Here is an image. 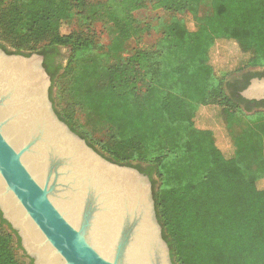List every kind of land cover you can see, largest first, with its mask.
I'll return each instance as SVG.
<instances>
[{
	"label": "trees",
	"instance_id": "16d2710c",
	"mask_svg": "<svg viewBox=\"0 0 264 264\" xmlns=\"http://www.w3.org/2000/svg\"><path fill=\"white\" fill-rule=\"evenodd\" d=\"M203 2L211 8L203 21L189 23L174 15L156 44L140 43L134 53L109 65L106 84L94 92L96 111L109 124L108 139L100 147L76 125L74 111H56L109 159L135 163L150 175L174 264H264L260 178L248 177L237 150L226 153L213 130L199 127L196 120L202 106L216 105L228 129L235 108L248 111L252 102L264 103L229 93L231 71L221 74L211 62L218 42L232 40L249 54L233 72L264 65V0H0V36L7 31L18 37L17 52L44 41L38 48L30 46V53L45 55L53 82L64 67L50 64L52 50L70 46V65L104 47L96 22H111L122 39L141 42L135 11L150 4L176 14L197 11ZM74 14L89 26L63 31ZM19 249L17 231L0 211V264H24Z\"/></svg>",
	"mask_w": 264,
	"mask_h": 264
},
{
	"label": "water",
	"instance_id": "95a60500",
	"mask_svg": "<svg viewBox=\"0 0 264 264\" xmlns=\"http://www.w3.org/2000/svg\"><path fill=\"white\" fill-rule=\"evenodd\" d=\"M51 86L43 54L0 44V211L26 255L33 264H174L151 177L73 130ZM241 95L264 100V76Z\"/></svg>",
	"mask_w": 264,
	"mask_h": 264
},
{
	"label": "rangeland",
	"instance_id": "374dc122",
	"mask_svg": "<svg viewBox=\"0 0 264 264\" xmlns=\"http://www.w3.org/2000/svg\"><path fill=\"white\" fill-rule=\"evenodd\" d=\"M210 12L209 2H203L197 11L186 10L176 14L164 9H154L148 4L145 8L134 13L141 28V42L136 40L137 37H132L129 40L122 39L119 30L111 22L105 20L96 22L94 27L97 31L96 35L103 43L102 49L89 51L83 56L75 58L69 65L72 55L71 47L62 46L64 68L56 75L50 88L55 108L68 114H72L74 111L76 125L100 147L99 143L108 139L109 124L96 111L97 101L94 92L96 87L99 88L106 84L109 65L134 53L140 43L156 44L163 35L165 25L171 21L174 15L189 23H199ZM88 26L87 22L74 14L69 22L64 23L62 29L65 32L71 29L78 31L86 29ZM0 43L16 51V44H19L20 40L18 37L16 39L13 34L3 31ZM42 43L44 41L32 42L22 50L30 53L32 51L30 46L38 48ZM248 57L249 54L243 52L238 43L232 40H220L211 52V62L221 74L231 71L228 76L240 72H233V70L246 63ZM263 66L255 65L245 69ZM235 110V116L228 129L221 117L220 109L216 105L202 106L196 120L199 127L213 130L217 144L221 149L223 147L226 153L233 154L236 149L238 161L247 176L260 178L258 185L264 187V178H261L264 176V109L243 111L235 108ZM18 255L24 264H32L23 249L18 250Z\"/></svg>",
	"mask_w": 264,
	"mask_h": 264
},
{
	"label": "flooded vegetation",
	"instance_id": "af4514ba",
	"mask_svg": "<svg viewBox=\"0 0 264 264\" xmlns=\"http://www.w3.org/2000/svg\"><path fill=\"white\" fill-rule=\"evenodd\" d=\"M1 46L4 49H6L8 52L28 54V52H17L15 50H11L6 45L4 46V45L1 44ZM41 54H43V53H41ZM44 61H45V55H44ZM49 61H50V64H52L55 68L58 67L59 65L64 66V61L65 60H64V53H63V50H62V46H59L57 50H52V52L49 55ZM251 74H254V75L251 76ZM255 76H259V77L264 76V66L263 67H256L255 69L254 68L253 69H251V68L250 69H245L243 71H240L238 73H235V74H232V75L228 76L227 80H229L228 82L231 83L230 87H228V85H226L227 89H228V92L232 94L233 91H235L236 94L241 95V91L249 84L251 78H253ZM246 81H248V83H247L246 86H244L246 84ZM247 100H250V99H247ZM256 101H262V100H256ZM240 105H242L241 107H245L246 106V102H241ZM257 109H264V103L256 105L255 102H252V110H257ZM130 165H134L136 167L135 163L130 164ZM32 262H33V260H32Z\"/></svg>",
	"mask_w": 264,
	"mask_h": 264
},
{
	"label": "bare ground",
	"instance_id": "6f19581e",
	"mask_svg": "<svg viewBox=\"0 0 264 264\" xmlns=\"http://www.w3.org/2000/svg\"><path fill=\"white\" fill-rule=\"evenodd\" d=\"M37 82H38V75L36 74Z\"/></svg>",
	"mask_w": 264,
	"mask_h": 264
}]
</instances>
